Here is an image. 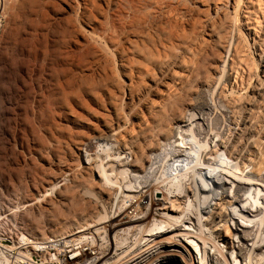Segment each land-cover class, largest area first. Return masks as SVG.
Listing matches in <instances>:
<instances>
[{"label": "rangeland", "instance_id": "374dc122", "mask_svg": "<svg viewBox=\"0 0 264 264\" xmlns=\"http://www.w3.org/2000/svg\"><path fill=\"white\" fill-rule=\"evenodd\" d=\"M231 3L233 0H0V226H13L20 237L19 228H37L42 234L55 230L60 233L61 227L72 226L78 220L81 223L84 220L81 218L85 216L86 219L99 220L102 225L109 223L110 216L115 213L114 200L119 204L122 199L120 188H135L140 178L137 182L131 168L117 165L110 168L113 171H107L114 182L107 184L98 176L96 165L109 163L111 158L122 159L121 162L133 159V155L123 151L113 138L144 129L149 123L145 119L150 103L172 98L173 93L176 94L175 88L180 89L176 91L184 98V103L177 104L178 108L181 104L182 108L188 107L187 114L193 109L191 116L202 117L205 122L202 127L207 131L209 126L212 130V133L207 131L208 136L205 133L201 135L200 131V137L196 135L199 127L196 124V128H191L194 132L189 131L191 135L193 132V136L187 137H194L196 133L194 140H200L196 141L198 145L202 144L200 151H208L206 149L216 142L223 146L226 144L230 146L229 150L234 149L233 152L228 151L234 156L227 159L228 153L218 154V159L228 161V165L223 166L224 170L241 166V171L244 159L243 169L246 171L242 169L245 172L242 174L255 171L253 162H258L256 159L259 157L264 162V111L261 112L264 100L258 93L253 95L254 84L260 77L261 65L257 66L260 50L253 43L252 36L247 38L244 34L248 32L247 24L256 18L251 13L249 15L254 17L251 19L244 12L248 19L246 24V17L241 12L237 24L234 22L231 35L239 40L237 51L243 58L240 65L243 71L237 67L239 74L233 72L231 79L224 76L228 67L226 65L224 69L220 61L226 53L220 51L217 43L206 35L210 27L208 24L217 20L219 25L225 23V17H230ZM206 19L212 22L207 24ZM259 20L261 25L258 24V27L261 28L264 18ZM236 25L242 30V35L236 32ZM192 27L197 28L192 30ZM255 31L258 36L262 34L261 30L259 34ZM197 34L201 35V43H205L202 46L206 45V50L208 48V51L201 52L200 59L204 60L201 61V68L204 73L209 72L207 76L213 79L210 78L215 86H219L216 88L218 92L224 89L222 98L220 94L216 96L218 92L212 89L214 85L200 89L195 70L191 75L192 69L184 67L191 55L187 38ZM218 78H221L220 81ZM212 90L216 92V97ZM212 97L216 99L212 100ZM195 101L199 103V108L194 105ZM210 102L214 103L213 106ZM177 106L175 114L182 109L178 110ZM239 106L243 107V112ZM248 107H253L251 116L245 112ZM253 117L257 124L251 119ZM196 122H201V119L193 124ZM108 127H114V130H109L110 138L99 139L97 136ZM231 136L232 139L229 138ZM161 142L164 143V139ZM231 143L242 146H232ZM152 144L155 145L154 142ZM231 162L236 166L233 167ZM155 165L158 166L150 179L159 178L157 174L169 178L173 176L174 172H165L161 163ZM189 171L176 173H181L184 184L190 183L188 177L192 171ZM112 191H115L114 194ZM108 193L111 200L105 203ZM122 203L129 204L130 201L124 198ZM151 211L156 210L152 207ZM220 220L215 218L220 224L216 225L217 232L228 236L233 234L234 229ZM100 231L99 235H95L96 247L107 240L105 234L108 235V228ZM253 232L264 239V225L260 228L255 226ZM222 238L218 240L220 248L225 250L222 254L234 264L228 253V241ZM120 243L130 245L131 239L123 237ZM42 259L40 256L36 261L41 263ZM237 260L240 261L241 257L238 256Z\"/></svg>", "mask_w": 264, "mask_h": 264}, {"label": "bare ground", "instance_id": "6f19581e", "mask_svg": "<svg viewBox=\"0 0 264 264\" xmlns=\"http://www.w3.org/2000/svg\"><path fill=\"white\" fill-rule=\"evenodd\" d=\"M231 4L233 8V16H231L232 14H230V17L228 19L225 17V23L220 22L221 24L218 25V23H216V20L215 22L208 24L212 21L209 22L207 21L208 19H206L207 24L210 26L206 32V35H209V37L212 38L213 42L217 43L220 51L222 50L226 53L227 58L225 57L223 59L221 57L222 60L220 61L223 63L224 69L226 68V65L228 67L226 75L224 76H226V78H230V76L233 75V72L239 74L237 73V67H241L240 65L243 64V58L240 57V53L237 51L239 40L237 41V38H235L236 36L232 37L231 35L234 22L236 23V21H238V14L241 12L243 14V17H246V24L248 23V19L247 16H245V13H248V15L252 13L254 15L256 20L254 19V17H251L249 15V18H253L254 21L247 24L249 27L247 28L248 32L244 35L247 36V38L249 36H252L251 39L253 40V43H255L260 50L258 54L259 62H257V66L258 64L261 65L260 77L257 78V81L254 84L253 95L254 93H258L262 100H264V24L261 28L258 27V24L261 25L259 18H264V0H233V3ZM200 21H197L198 24ZM250 21L251 20L249 19V22ZM236 27V32L238 34H241L242 30L240 29V27H238L237 25ZM196 28H193L192 30ZM198 29L197 32L199 31ZM255 30L258 31V34L261 30L262 34L258 36ZM187 34L185 36H187ZM197 35H194L196 37L190 35V38H187V41L185 40L187 42L186 44H188V46H186L190 50L191 55L188 56L189 59L187 63L184 59L186 63H184V67L186 69H192L191 75L192 71L195 70L194 73H196L195 75H197L195 78L199 80L200 89L204 87L212 88L211 86L214 85V83H212L213 79L210 76H207V73L208 75H210L209 72L204 73V69L201 68V61L203 59H200L201 55H203V53L201 54V52L208 51V48L206 50V45H204L205 47L202 46L203 44H205L201 43L202 34L200 36L198 35L199 37H197ZM255 37H257V39H255ZM207 43H209V41ZM219 54L222 55V52ZM218 58L220 59L219 56ZM228 60H230V62ZM201 69L203 70V74L201 73ZM242 69L243 67H241V70ZM187 71L189 73V70ZM201 74L203 76H201ZM183 75L185 76V74ZM181 77H179L180 79L178 78L179 81L181 80ZM210 78L212 80H210ZM218 79L220 81L221 78ZM214 86L212 89L219 88V86ZM169 90L171 91L172 88ZM176 90H178L179 92L180 89L175 88L176 94L173 93L174 96H172V98L166 97V99H162L160 102L158 101V103H150L147 109V113L145 112V121L147 120L149 121V123H147L148 125L144 129L142 128L140 131L134 133L128 131L129 133L126 132L127 135L125 134V136L121 135L113 138L114 141H116L118 145H120L123 151H129L133 155V159H131L130 161L121 162L122 159L120 161H117L115 158H111L109 163H104L106 166H104V164L102 163L96 165L98 176H100V179L104 180L107 184L114 183L113 180H110V173H108L107 171H113L110 168H114L117 165L121 167L128 166L129 168H131L130 170L133 172V176H135L137 179L140 178V183L135 188H133L132 186L120 188L119 192L122 199H120L121 201L119 202V204L118 202L116 204V199L114 200L113 203H115V213L110 216L109 223L102 225L99 220H93L94 218L91 219L90 217H87L88 219H86V216L85 218H81V216L80 218L84 219L81 220V223L78 222V220L77 223L75 222L72 226L61 227L60 233L58 232V230H55L50 234H42L37 228H19V230H21L18 231L19 233H21L20 237L16 235L15 228H13V226H0V264H232L231 261L226 258L225 254H222V252H225V250L224 248H220L221 244L218 243V240L221 237H223L222 239H224L225 241H228V250H230V252L228 253H230L234 264H260L261 262L262 264H264V239L258 238V236L253 232L255 226H257V228H260L264 225L263 160L261 159V157H259L261 160L259 158L256 159L258 160V162L256 163L252 160L255 171H251V174L249 171V173L242 174L243 170L246 171L245 169H243L244 159L242 160L243 170L241 169V171V166L240 168L235 167L236 165L232 162L231 163L235 168L231 170L228 169L230 171H226L227 169L224 170L225 168L223 169V166H225V164L228 165V161H223V159L220 158L219 160L218 154L220 152L224 154L228 153V155L226 156L227 159L232 158L234 155H232L228 151L233 152L234 149L229 150L230 146H228L229 148L226 146V144H224L223 146V144L220 143L221 141L219 142L220 144H218L217 142L213 144L210 149L206 147V150L208 151L204 152L205 154L202 153L200 151V147L202 146V144L200 143L198 145L196 141L200 142V140H194L195 134L197 133L196 135H199L201 131V135L204 133L207 135V131L211 129L209 126H207L209 130L206 131V128H204V126L202 127V125L205 124L202 117L197 118L198 116L195 117L194 115L193 117L195 118H193L191 116V112L193 111V109L190 113L187 114L186 111L188 107H183V110L181 104L180 108L182 109L180 110V108H178L179 106H177V104L180 105L181 101H183L184 103V98L182 97V94L177 93ZM223 90L220 89V91L218 92V90L216 89L215 91L218 92V95L216 96H219L220 94V98H222L221 93H223ZM213 94L215 96L216 92L214 93L213 91ZM197 98L194 99L197 100ZM213 99L216 98L212 97V100ZM208 100L211 101L210 98ZM195 102L196 103H194V105L197 106L199 103L197 101ZM206 103L208 102L206 101ZM185 104L184 106H186ZM262 104L263 107L261 112L264 111V102ZM176 106L177 109L180 110L178 114H175L176 111H174ZM204 106H207V104ZM240 107L242 108L241 111H244V105L243 107L239 106L238 108ZM201 109L204 110L205 108L203 109L201 107ZM245 110L248 115H252V113H254L252 112L253 107H248ZM197 111L200 113V109ZM255 115L253 116L255 117ZM254 117L251 118L254 119L253 121H255ZM199 119H201V122H196L195 124H193ZM248 120L250 121V119ZM167 121H169L170 125H167ZM257 122L258 121H255L256 124ZM255 123L252 124L255 125ZM196 124H198L199 127ZM250 124L249 127L251 128L252 126ZM196 126L198 129H196L197 131L195 130L196 133L194 134V137H191L193 136V129L196 128ZM244 127L248 129V127L243 125V128ZM155 129L157 134L154 132ZM109 130H114V127H110V129L108 127L97 137L102 140L110 138L111 134H109ZM191 130L193 131L192 135L190 133ZM151 131H153V134H156V138ZM209 133H212V130ZM151 134L154 136V139ZM187 135H191L190 137L193 139L191 140V138L187 137ZM198 137L196 138L198 139ZM232 137L233 136L229 138L232 139ZM248 137H250L249 133ZM161 139H164L165 142H161ZM237 139L239 140V138ZM229 140L227 141L228 143H230ZM233 140L235 141L234 138ZM192 141H194V143L191 144ZM223 141L224 139L222 140V142ZM153 142L155 143V145L152 144ZM248 143L249 142H247V145ZM232 144L235 146V144L237 143H231V145ZM237 145L241 144L238 143ZM237 145L236 147H238ZM244 146L246 145L244 144ZM243 149L245 148L243 147ZM161 153H163V155H161ZM262 155L263 152L261 156ZM250 157L251 156H249L248 158ZM234 162H236L237 164V161ZM87 163L91 164V161H88ZM158 163L162 164L165 172H174L173 176L169 178L167 176H160L157 174L159 178H151L153 179V183H150V176L158 166L155 164ZM250 165H252V163ZM187 170L192 171H189L191 172V176L188 177L190 183L185 182L184 184L182 181L184 179L182 178V176H180L181 173L180 175L176 173L181 171L185 172ZM249 170L252 169L250 168ZM137 182H139V179ZM181 183H183L184 185ZM114 186L115 185H111V187ZM114 192L112 191L113 194ZM124 198L126 199V201H130V203L121 204ZM104 200L106 201V199ZM110 200L111 196H109L108 193L107 201L104 202L109 203ZM193 205H195V208H193ZM234 205H236V207H234ZM152 207L156 211L150 212V209ZM110 208L112 210L113 205H111ZM131 209L133 210L131 211ZM215 218H220V221H223L225 225H230L234 229V233L230 234V236H228V234L226 233L219 234V232H217L218 228L216 225L220 224L215 221ZM214 226H216V228H214ZM104 228H108V235L107 233L105 234L107 240L103 245L96 247L94 245L96 239L95 235H99L98 233L101 232L100 230ZM123 237L130 238L131 244H121L120 241ZM248 241H251V243L248 244ZM86 246H88L87 249H85ZM235 249H237L236 252ZM52 252L54 253L52 254ZM223 255L225 258H223ZM259 255L260 257H258ZM40 256L43 257L41 263L36 261V258ZM238 256L241 257L240 261L237 260ZM257 257L259 260L257 259ZM257 260L258 263H255V261Z\"/></svg>", "mask_w": 264, "mask_h": 264}]
</instances>
